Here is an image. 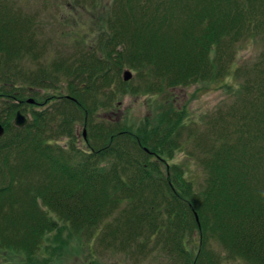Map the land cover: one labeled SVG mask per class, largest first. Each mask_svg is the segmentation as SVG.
<instances>
[{"label": "trees", "instance_id": "obj_1", "mask_svg": "<svg viewBox=\"0 0 264 264\" xmlns=\"http://www.w3.org/2000/svg\"><path fill=\"white\" fill-rule=\"evenodd\" d=\"M39 2L0 0V264H50L66 235L177 264H221L215 241L264 264V0H108L95 33L62 49ZM247 40L261 51L234 69L228 105L201 124L176 107L175 91L225 79ZM127 95L160 98L155 116L94 122ZM185 146L205 174L198 188L165 160Z\"/></svg>", "mask_w": 264, "mask_h": 264}, {"label": "rangeland", "instance_id": "obj_2", "mask_svg": "<svg viewBox=\"0 0 264 264\" xmlns=\"http://www.w3.org/2000/svg\"><path fill=\"white\" fill-rule=\"evenodd\" d=\"M39 6L47 3L45 13L42 12V21L45 24L46 34L53 37L55 48H63L65 42L72 45L67 40L90 38L95 32L97 25L100 23L103 14H106L108 8V0H39ZM91 27L93 32L90 33ZM78 35V38H77ZM68 38V39H67ZM74 42V41H73ZM72 42V43H73ZM261 42L247 40L241 42L238 46L232 71L225 78L217 83H206L202 85L192 86L187 89H181L174 92L176 107L180 110H185L188 117L202 123L205 116L213 114L218 108L225 107L232 99L233 90L236 89L239 82L233 77V71L241 63H252L255 61L261 51ZM65 92V89L63 90ZM147 98L136 96H125L119 103L115 104L114 108L107 112L101 110L97 112V117L94 122L100 121L102 118L110 121L123 122L126 119L127 123L134 122L141 125V121L148 115L154 117L151 111L154 104L160 101V98L154 104L147 101ZM26 118H30L29 110L24 114ZM201 118V119H200ZM199 120V121H198ZM3 128V126H1ZM76 133L79 140L86 137V129L82 123L77 122L75 125ZM78 140V141H79ZM65 140H63L64 143ZM79 146H81L79 142ZM193 149L190 146L175 149L171 153V157H165L169 166L175 164L183 172L187 182L193 184V187H200L203 184L205 174L197 158L192 155ZM194 152V151H193ZM195 153V152H194ZM188 235H193L192 243L186 247V250L194 257L197 254V249L200 246L198 236L192 232ZM199 242V243H198ZM53 248L60 246L54 253V257H50V264H177L172 260L169 253L161 249L150 250L145 248V255L139 252H134L131 256L121 252L101 251L100 246L95 240L88 241L87 239H75L69 235L65 236V240L54 242ZM153 247V245H152ZM212 254L221 256V264H245L242 260L232 259L225 248L213 241L210 243ZM146 256V257H145ZM43 257H46L45 255ZM11 264H22L19 258L11 257ZM191 262H195L191 260ZM3 264V263H2ZM8 264V262L6 263Z\"/></svg>", "mask_w": 264, "mask_h": 264}, {"label": "water", "instance_id": "obj_3", "mask_svg": "<svg viewBox=\"0 0 264 264\" xmlns=\"http://www.w3.org/2000/svg\"><path fill=\"white\" fill-rule=\"evenodd\" d=\"M131 79H132V74L130 73V71H124L122 73V80H123V82H128ZM28 104H33V101L32 100H29L28 101ZM13 124L17 128H23L27 124V118L20 111H17L16 114H15V117L13 119ZM2 134H3V128L0 125V136Z\"/></svg>", "mask_w": 264, "mask_h": 264}]
</instances>
